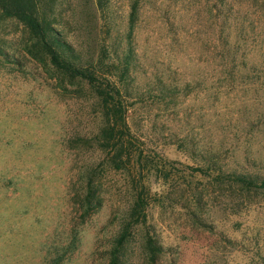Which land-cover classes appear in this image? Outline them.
I'll list each match as a JSON object with an SVG mask.
<instances>
[{
    "label": "rangeland",
    "instance_id": "1",
    "mask_svg": "<svg viewBox=\"0 0 264 264\" xmlns=\"http://www.w3.org/2000/svg\"><path fill=\"white\" fill-rule=\"evenodd\" d=\"M132 2L60 0L56 11L84 59L133 49L126 122L149 161L141 172L107 164L89 87L29 55L26 28L0 16V264H107L137 183L147 223L123 264H264V191L222 179L264 178V0H140L129 42ZM163 88L179 94L158 100ZM90 169L101 206L85 215Z\"/></svg>",
    "mask_w": 264,
    "mask_h": 264
},
{
    "label": "trees",
    "instance_id": "2",
    "mask_svg": "<svg viewBox=\"0 0 264 264\" xmlns=\"http://www.w3.org/2000/svg\"><path fill=\"white\" fill-rule=\"evenodd\" d=\"M139 2L140 0H133L130 5L127 27L129 42L134 33ZM59 3L60 0H0V16L14 19L26 28L31 44L27 50L29 55L44 58L62 80H77L89 87L98 102L102 122L92 142L105 153L107 164L115 171H140V163L147 165V160L144 161L145 157L139 152L126 122V98L131 95L127 86L128 80L132 78L130 70L133 68V49L130 46L122 60L117 62L108 49H104L96 60L91 57L84 59L80 51L67 41L64 30L60 28L63 14L56 11ZM178 94L176 88H163L157 99L174 98ZM97 176L98 173L95 174L92 169L82 175L84 189L82 194H78V206L85 215L101 206ZM224 178L246 191H264V178L235 172L222 177ZM148 199L149 190L137 183L128 217L108 252L107 264H123V248L127 238L135 227L145 226L147 223ZM145 248L149 251L150 259L160 253L148 236L145 238Z\"/></svg>",
    "mask_w": 264,
    "mask_h": 264
}]
</instances>
